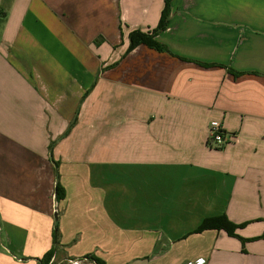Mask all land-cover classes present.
<instances>
[{
  "label": "crops",
  "instance_id": "0c3cea01",
  "mask_svg": "<svg viewBox=\"0 0 264 264\" xmlns=\"http://www.w3.org/2000/svg\"><path fill=\"white\" fill-rule=\"evenodd\" d=\"M164 7L0 0V264H264V0Z\"/></svg>",
  "mask_w": 264,
  "mask_h": 264
},
{
  "label": "trees",
  "instance_id": "16d2710c",
  "mask_svg": "<svg viewBox=\"0 0 264 264\" xmlns=\"http://www.w3.org/2000/svg\"><path fill=\"white\" fill-rule=\"evenodd\" d=\"M174 0H165V7L162 12L161 20L156 29H154L152 32H142L140 30H136L130 33V47L128 50V53L132 52L134 49L141 45L148 46L158 52H167V47L157 41L156 37L159 33L165 31L169 25L171 15H172V3ZM77 121H75L70 128L66 131L64 136H67L73 127L75 126ZM54 147V143L51 144L50 151L52 153ZM56 178L58 180L57 182V200L62 201L65 199V190L63 186L59 182V175L56 174ZM244 227V225H236L234 224L226 215H219L214 217H208L204 219V221L201 223L199 228L195 231V233H202L204 231L208 230H217V231H225L230 237L239 238L237 235V230L239 228ZM264 238V236H263ZM60 248V242H59V229L58 225L56 226V230L54 233V247L53 249L48 252L45 257L43 258L42 262L43 264H49L52 258L54 257L57 250ZM97 264H103L101 260L95 259Z\"/></svg>",
  "mask_w": 264,
  "mask_h": 264
},
{
  "label": "built area",
  "instance_id": "2783aa9c",
  "mask_svg": "<svg viewBox=\"0 0 264 264\" xmlns=\"http://www.w3.org/2000/svg\"><path fill=\"white\" fill-rule=\"evenodd\" d=\"M234 139V135L228 133L221 122L213 121L209 127L208 145L213 149H222L229 145ZM72 264H82L81 262H72Z\"/></svg>",
  "mask_w": 264,
  "mask_h": 264
},
{
  "label": "water",
  "instance_id": "95a60500",
  "mask_svg": "<svg viewBox=\"0 0 264 264\" xmlns=\"http://www.w3.org/2000/svg\"><path fill=\"white\" fill-rule=\"evenodd\" d=\"M57 218V217H56Z\"/></svg>",
  "mask_w": 264,
  "mask_h": 264
}]
</instances>
